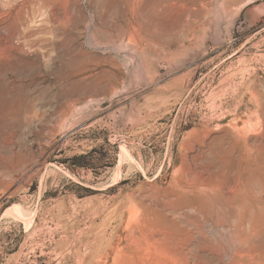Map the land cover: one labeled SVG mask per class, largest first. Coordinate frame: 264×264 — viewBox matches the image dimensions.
Returning <instances> with one entry per match:
<instances>
[{"label": "rangeland", "instance_id": "1", "mask_svg": "<svg viewBox=\"0 0 264 264\" xmlns=\"http://www.w3.org/2000/svg\"><path fill=\"white\" fill-rule=\"evenodd\" d=\"M0 14V264H264V0Z\"/></svg>", "mask_w": 264, "mask_h": 264}, {"label": "bare ground", "instance_id": "2", "mask_svg": "<svg viewBox=\"0 0 264 264\" xmlns=\"http://www.w3.org/2000/svg\"><path fill=\"white\" fill-rule=\"evenodd\" d=\"M18 1V0H17ZM11 2V1H10ZM16 3V2H15ZM10 4V3H9ZM18 4V3H17ZM18 6V5H17ZM16 6V7H17ZM15 9V8H14ZM10 10V9H9ZM13 10V9H11ZM10 13V11H9ZM6 17V14H0V22L3 23H7L9 20H4ZM12 17V16H11ZM8 19V18H7ZM16 20V19H15ZM17 21V20H16ZM11 23V22H10ZM9 23V24H10ZM24 23V22H23ZM16 24V23H15ZM19 24V23H18ZM3 25V24H2ZM11 25V24H10ZM17 25V24H16ZM21 25V23H20ZM19 25V26H20ZM10 27V26H9ZM13 28V27H12ZM18 29V28H17ZM14 33V32H13ZM17 33V32H16ZM17 35V34H16ZM13 39V38H12ZM7 42V43H6ZM13 42V41H12ZM20 42V41H18ZM17 42V44H18ZM16 43V42H15ZM20 44V43H19ZM18 44V45H19ZM12 43L9 42L8 40H5V43H2V46L0 48V53H6L9 50H11V48H13ZM15 46V45H14ZM17 47V46H16ZM19 47V46H18ZM14 49H16L14 47ZM13 49V51H14ZM20 50V48H18ZM23 50V49H22ZM10 53V52H9ZM17 53V51H16ZM20 54V53H19ZM176 226L173 225L172 226V230H175L177 232L172 233L169 237H166L165 239H163V242L166 244L167 246V250H165L163 253L166 256H158L155 257L151 260H149L148 262L144 263V264H187L186 260H185V249H187L188 245H189V239H190V234L188 232H184L185 230H177V228H175ZM189 241V242H188ZM189 260V259H188Z\"/></svg>", "mask_w": 264, "mask_h": 264}]
</instances>
